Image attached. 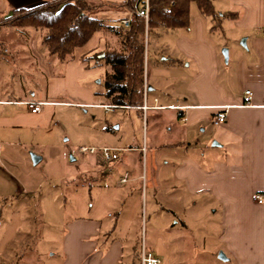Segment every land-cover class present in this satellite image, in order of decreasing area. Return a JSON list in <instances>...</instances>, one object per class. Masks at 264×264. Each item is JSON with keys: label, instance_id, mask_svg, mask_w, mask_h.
I'll return each mask as SVG.
<instances>
[{"label": "crops", "instance_id": "obj_1", "mask_svg": "<svg viewBox=\"0 0 264 264\" xmlns=\"http://www.w3.org/2000/svg\"><path fill=\"white\" fill-rule=\"evenodd\" d=\"M15 1L14 9H34L52 2L27 8L21 0ZM125 1L87 0L89 6L98 7L91 16L107 22L131 18L132 12L119 7ZM227 1V8L215 12L218 16L230 14L219 25L210 16V21L189 22L187 28H145L144 103L136 110L151 132L144 141L146 146L129 152H140L147 162L151 143L150 185L147 178L146 182L142 179L140 190L147 207L150 186L153 206L152 242H146V248L162 264H264V207L254 200L264 191V0ZM114 39L97 32L85 46L76 48L74 60L61 71L63 76L49 79L43 100L33 90L0 98V160L4 143L25 142V135L51 126L53 106L63 103L57 99L69 82V87H76L80 104L90 106L85 101L94 97L85 88L89 86L79 85V81L90 76L95 61L82 59L113 49ZM226 49L228 59L224 60ZM151 63L157 72L154 80ZM102 67L111 71L109 66L94 69ZM246 91L252 92L251 106L242 105ZM101 93H95L103 100L97 106L104 108L109 104ZM28 101L47 103V108L33 114L25 104ZM224 107L227 120L215 126L214 118ZM96 154L99 160L112 161V153L109 160L101 152ZM115 160L111 175L119 176L120 185L127 184L130 173L122 167L125 161ZM122 216L108 203L103 215L92 208L89 216L68 223L61 236V264H140L142 249L127 248L116 236ZM5 235L0 238V249L10 248L15 240L14 234ZM25 241L28 246L32 240L27 237ZM31 248L40 249L37 245Z\"/></svg>", "mask_w": 264, "mask_h": 264}, {"label": "rangeland", "instance_id": "obj_2", "mask_svg": "<svg viewBox=\"0 0 264 264\" xmlns=\"http://www.w3.org/2000/svg\"><path fill=\"white\" fill-rule=\"evenodd\" d=\"M48 1L54 0H21L20 4L32 8ZM15 2L0 0V98L17 97L21 95L20 90H33L43 100L49 79L62 77L61 71L67 63L58 61L43 45L46 30L8 27L11 20H7L17 6ZM227 6V0L213 2L215 12ZM199 19L210 21L211 17L202 14L192 2L189 21L195 23ZM113 41V49L119 50L116 39ZM151 41L153 43V38ZM223 57L226 60L224 54ZM150 70L151 80H154L153 74L157 72L152 63ZM108 71L106 67L98 70L91 65L90 76L79 81V85L89 86L85 88L94 97L92 101H85L90 106L80 104L76 87H69V82L63 96L57 99L63 103L53 106V122L49 128L30 132L25 135V142L4 143V157L0 160V196L9 198L0 197V238H6V232H10L15 240L12 239L10 248L0 249V262L61 264V236L67 224L79 216H89L92 208L103 215L108 203L114 204L116 212L123 215L116 236L127 248L141 249L143 243L151 244L150 186L147 207L142 204L140 190L142 179L146 182L147 178L150 185L151 143H148L147 162L141 159L140 152H129L130 148L146 146L144 141H147L151 126L148 133L141 112L135 108L106 112L97 106L103 100L95 93L105 91ZM81 147H108L114 151L111 152L112 161L99 160L98 154L82 157ZM33 156L43 161L34 164ZM116 157L124 159L122 167L130 173L127 184L120 185L119 176L111 175L117 164ZM117 186L121 187L118 191L115 190ZM127 211H131L128 216ZM27 237L32 240L28 246L24 244ZM34 245L40 249H32Z\"/></svg>", "mask_w": 264, "mask_h": 264}, {"label": "trees", "instance_id": "obj_3", "mask_svg": "<svg viewBox=\"0 0 264 264\" xmlns=\"http://www.w3.org/2000/svg\"><path fill=\"white\" fill-rule=\"evenodd\" d=\"M136 0H126L119 7L133 13ZM155 0L156 7L151 13L149 29L187 28L189 26L190 4L195 2L202 14L211 16L215 25L230 16L215 14L212 0H175L176 5L169 13L163 12ZM98 7L89 6L87 0H55L34 9H13L8 27L46 30L43 45L52 56L63 63L74 60L76 48L85 46L97 32L115 38L120 49L95 52L82 62L95 61V66H109L106 74L105 101L117 108H141L144 103L146 41L145 23L132 14L130 27L125 29L121 22H107L91 14ZM103 55V56H102ZM102 56V57H101Z\"/></svg>", "mask_w": 264, "mask_h": 264}, {"label": "built area", "instance_id": "obj_4", "mask_svg": "<svg viewBox=\"0 0 264 264\" xmlns=\"http://www.w3.org/2000/svg\"><path fill=\"white\" fill-rule=\"evenodd\" d=\"M154 1L155 0H136L134 3V11L132 14H135L144 20L146 30L149 28L152 10L154 7H156ZM175 5H176L175 0H166V1H161L159 7L163 12L169 13ZM130 22H131V18L123 19L121 21V25L125 29H128L130 27ZM251 100H252V92L246 91L242 105L251 106ZM25 104L27 105L31 113L39 114L41 113V111L43 110V108L46 106L47 103L28 101ZM104 108L107 111H113L117 107L106 105L104 106ZM143 110L146 111L147 107L144 106ZM226 120H227V112H226V108L224 107L219 109V111L217 112L214 118V125L215 126L222 125L223 123L226 122ZM0 151H1V146H0ZM98 152H101L103 157L107 160H109L111 157L110 156L111 149L109 148L97 149L95 147H91V148L81 147L79 149V153L84 156L93 155ZM123 181H126V179H124ZM254 200L257 204L264 207V191L257 193L254 197ZM141 249L142 250L140 255V264H162V260L156 257L152 252L148 251L144 244L142 245Z\"/></svg>", "mask_w": 264, "mask_h": 264}, {"label": "water", "instance_id": "obj_5", "mask_svg": "<svg viewBox=\"0 0 264 264\" xmlns=\"http://www.w3.org/2000/svg\"><path fill=\"white\" fill-rule=\"evenodd\" d=\"M244 43H245V41H243V44H244ZM223 53H224L225 58H226V60H227V59H228V53H227V50H224ZM72 160H74V159L72 158ZM40 161H41V157L33 156V162H34V164H38ZM219 258H220L221 260H226V257H225V255H223V254H220Z\"/></svg>", "mask_w": 264, "mask_h": 264}]
</instances>
